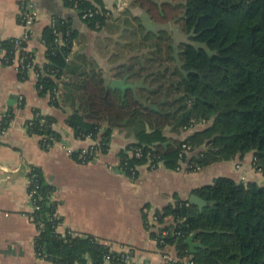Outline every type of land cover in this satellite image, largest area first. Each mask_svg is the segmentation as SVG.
Masks as SVG:
<instances>
[{
  "label": "trees",
  "instance_id": "16d2710c",
  "mask_svg": "<svg viewBox=\"0 0 264 264\" xmlns=\"http://www.w3.org/2000/svg\"><path fill=\"white\" fill-rule=\"evenodd\" d=\"M66 2L71 7L70 1ZM136 2L156 21L173 20L190 40L179 44L176 54L175 43L169 39L170 66L153 78L156 88H146L155 95L153 100H140L133 88H109L101 71L79 72L72 68L68 57L75 36L69 24L59 19L44 31L47 60L43 66L35 65L39 92L51 94L52 103L58 104L54 90L69 71L73 77L66 97L79 100L81 107L66 121L78 138H100L102 153L108 151L112 135L111 126L100 134L104 124H140L138 141L120 153L128 175L131 167L148 162L145 155H129L139 146L151 150L157 164L165 161L172 169L183 168L180 152L184 143L191 146V153L199 150L189 161L188 170L254 152V165L264 173V0ZM81 8L98 9L88 0H82ZM106 12L100 9V14L86 21L91 27H102ZM163 47L159 42L160 59ZM2 51L7 55L16 52L14 38L0 43ZM19 77L26 80L29 76L24 72ZM164 95L171 101L162 102L156 111L155 103ZM162 114L171 119L175 130L191 128L202 121L206 126L184 140H171L162 126L148 132L145 123ZM12 118L8 115L0 120V132L8 128ZM30 122L29 133L47 136L48 144L61 139L54 128V117L36 110ZM48 144L44 145L42 139L44 149L50 147ZM72 156L85 162L79 158V151ZM187 157L186 154L184 162ZM29 177L33 179L29 191L35 189V207L29 215H34L33 223L38 229L35 249L39 258L47 256L55 264H126L109 243L96 235L68 228L61 232L64 218L58 211L61 202L52 198L55 187L46 182L39 167H31ZM194 193L207 201L202 209L175 196L173 203L155 211L156 225L144 213L151 236L158 242L163 238L179 258H189L194 264H264V185L219 176L211 184L194 189ZM168 216L173 217L172 224L163 221ZM163 229H169L165 236ZM175 231L182 234L178 236ZM191 236L201 244L193 255L187 243ZM158 246L163 252L166 249L165 245ZM106 255L111 256V263L105 260ZM181 259L163 264H186Z\"/></svg>",
  "mask_w": 264,
  "mask_h": 264
},
{
  "label": "crops",
  "instance_id": "0c3cea01",
  "mask_svg": "<svg viewBox=\"0 0 264 264\" xmlns=\"http://www.w3.org/2000/svg\"><path fill=\"white\" fill-rule=\"evenodd\" d=\"M29 1L36 10L28 42L35 65L46 63L44 31L59 19L69 24L75 36L68 57L72 68L76 67L79 72L101 71L109 88L117 80L125 86L123 91L133 88L144 102L155 98L146 88H156L153 78L170 66L168 42L174 41V36L169 26L173 20L165 23L154 20L136 0H88L97 8L107 10L102 27L94 28L66 0H0V43L21 35V4ZM159 42L164 46L161 59ZM28 76L21 80L14 66L0 65V120L13 116L8 128L0 132V264H55L36 254L38 229L29 217L32 209L29 173L33 166L43 170L46 182L55 187V196L61 200L58 208L64 218L61 232L68 228L90 233L115 249L132 247L136 250V264L164 262L163 253L144 222L146 207L151 212L163 209L175 201V196L189 201L194 189L211 184L219 176L264 185V173L254 165V152L195 170L172 169L165 162L152 168L146 163L138 166V176L132 178L120 168V153L138 141L137 132L141 128L115 122L104 124L100 131L101 134L106 127H112L108 151L101 153L98 160L79 162L72 154L87 148L92 141L78 138L66 121L81 107L79 100L74 102L66 97L73 75L69 71L64 74L60 94L55 98L58 104L52 103L51 94L39 92L35 70L28 72ZM165 101L171 99L164 95L155 103V110L159 111ZM36 110L54 117V128L61 134V139L48 149L42 147L40 134L29 133L28 122ZM152 120L145 123L148 132L162 126L158 116ZM202 125L177 130L172 125L167 131L162 127L171 140H184L203 128ZM163 221L172 224L174 219L168 216ZM167 250L174 261L181 259L173 246Z\"/></svg>",
  "mask_w": 264,
  "mask_h": 264
},
{
  "label": "built area",
  "instance_id": "2783aa9c",
  "mask_svg": "<svg viewBox=\"0 0 264 264\" xmlns=\"http://www.w3.org/2000/svg\"><path fill=\"white\" fill-rule=\"evenodd\" d=\"M70 1L71 7L72 9L76 10L83 19L85 20H89L91 18H93L96 14H100V9H82L81 8V2L82 0H68ZM107 16V13H106ZM36 19V10H35V6L33 4V2L29 1V2H23L21 4V11H20V23L23 27V31L21 33L20 36L15 37L14 41H15V45H16V52L14 54L11 55H7L5 51L0 53V65H12L15 67L16 71L18 73H24V72H30L31 70H35V60H34V55L32 53V51L29 49L28 47V42L31 38L32 35V27L33 24L35 22ZM37 72V71H36ZM60 85L55 88L54 90V94L55 97L56 95L60 94ZM200 124H206L205 121H202ZM28 129L31 130V122L28 123ZM44 145L48 144L47 142V136L41 135ZM86 139H91V144L84 149H81V151H79V158L83 159L85 162L88 161H92V160H98L99 156L101 155V150L99 148V141L100 138L97 140H94L93 138L89 136L86 137ZM49 146H52V144H48ZM147 147H136L133 150L129 151V155L132 156H136V157H141L143 155H145V157H147L148 162L147 164L152 167V168H156L159 166V164H157V161L155 160V157L152 153V151H148ZM191 146L187 143H184L182 146V150L180 152V160L184 163L183 158L185 157L186 154L191 153ZM89 158L88 160H86V158ZM120 168L121 170L127 173L126 168L120 164ZM199 168V167H198ZM130 176L132 178H136L138 176V166L135 167H131L130 168ZM33 177V176H32ZM31 183H33V179L31 180V177H29V186L31 185ZM34 194H35V189H32V191H29V196H30V201H31V205H32V209L31 211H33V208L35 207V198H34ZM53 200L56 201H60L61 200L55 196V192L52 196ZM144 212L147 214V219L150 222H155L156 224L158 223V217L154 212H151V209L149 207H146L144 209ZM30 220L33 222L34 221V215L30 214L29 215ZM36 224V223H35ZM164 227V226H162ZM169 233V229H163L162 231V235L165 236ZM175 234L180 236L182 233L181 231H175ZM157 241V240H156ZM158 245H165L166 249L163 252V256H164V262L165 261H173V256L172 254H170L171 252L167 250L169 245H166L164 239L162 238L159 242L157 241ZM111 245V244H110ZM112 248L114 249V251H116V253H118L120 255V257L123 258V261L126 264H136L135 263V256H136V250L132 247H126V246H122L121 248L115 249L113 245H111ZM42 257V258H46ZM105 260L107 261V263H111L112 259L110 255H106L105 256ZM186 264H194V262L192 260H190L189 258L186 261Z\"/></svg>",
  "mask_w": 264,
  "mask_h": 264
},
{
  "label": "water",
  "instance_id": "95a60500",
  "mask_svg": "<svg viewBox=\"0 0 264 264\" xmlns=\"http://www.w3.org/2000/svg\"><path fill=\"white\" fill-rule=\"evenodd\" d=\"M112 88H120V89H123L125 88V86H122L119 81L117 80H114L112 82V85H111ZM160 104V103H159ZM158 104V105H159ZM199 153V150L195 151V152H192V153H188L187 154V159H186V162H184V167L183 168H186L187 165L189 164V161L191 160L192 156H196L198 155ZM162 162H165V161H162ZM189 202L190 203H193V204H197L199 206L200 209H202L204 206H206L208 203L205 199H203L202 197H200L199 195L193 193L191 196H190V199H189ZM187 243L189 244V250H190V253L193 255L196 253V250H197V247H200V243L198 242H195L194 241V237L191 236L188 240H187Z\"/></svg>",
  "mask_w": 264,
  "mask_h": 264
},
{
  "label": "rangeland",
  "instance_id": "374dc122",
  "mask_svg": "<svg viewBox=\"0 0 264 264\" xmlns=\"http://www.w3.org/2000/svg\"><path fill=\"white\" fill-rule=\"evenodd\" d=\"M179 1H185V0H176V2H179ZM169 27L171 28L172 34L174 36L173 39H174V43H175V47H176V54H177L178 50H179V44H181L184 41L187 42L190 40H189L188 36H186L185 33L180 29L179 25L177 23H175L174 21H173V23H171V25ZM178 62L179 61L176 60L175 64H177ZM158 120H159L158 123H160L159 125L164 126V128H166V131L171 129L170 128V127H172V124L170 123L171 119H167V118L165 119L163 117H158ZM169 124H171V125L166 127V125H169ZM133 126L135 128H141L140 124L139 125L133 124ZM151 126H153V125H151ZM202 126H204V125H202Z\"/></svg>",
  "mask_w": 264,
  "mask_h": 264
}]
</instances>
